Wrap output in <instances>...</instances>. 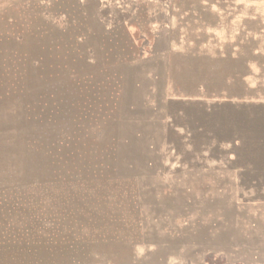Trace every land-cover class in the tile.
Instances as JSON below:
<instances>
[{"label": "rangeland", "instance_id": "1", "mask_svg": "<svg viewBox=\"0 0 264 264\" xmlns=\"http://www.w3.org/2000/svg\"><path fill=\"white\" fill-rule=\"evenodd\" d=\"M263 101L264 0H0V264H264Z\"/></svg>", "mask_w": 264, "mask_h": 264}, {"label": "trees", "instance_id": "2", "mask_svg": "<svg viewBox=\"0 0 264 264\" xmlns=\"http://www.w3.org/2000/svg\"><path fill=\"white\" fill-rule=\"evenodd\" d=\"M105 13L103 14V17H104ZM106 16V15H105ZM129 17V14H126V15H119V17H117L116 21H115V25H118V24H122L124 22L125 19H127ZM241 76H238L236 75V81L237 83H240L241 82ZM242 83V82H241ZM197 93V92H196ZM206 93V94H205ZM201 96L203 97H207V98H210V99H216L217 101L221 102L223 99L221 98V96H226L228 97V95L226 94H222V93H214V91H208L206 92L204 90L203 93H200ZM223 96V97H224ZM205 264H227L226 262L220 260L219 258L215 257V256H212L210 258H207L205 260Z\"/></svg>", "mask_w": 264, "mask_h": 264}, {"label": "water", "instance_id": "3", "mask_svg": "<svg viewBox=\"0 0 264 264\" xmlns=\"http://www.w3.org/2000/svg\"><path fill=\"white\" fill-rule=\"evenodd\" d=\"M206 10H209V6H205L204 7ZM250 81V79H246L245 77H242L241 78V82L242 84H244L245 86L248 85V82ZM201 101L203 104H211V103H219V101H217L216 99H210V98H207V97H201ZM229 99H224V101H228ZM257 106L261 109L263 115H264V101L263 102H260L257 104Z\"/></svg>", "mask_w": 264, "mask_h": 264}]
</instances>
